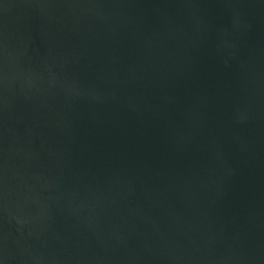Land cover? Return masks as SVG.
<instances>
[{"label":"water","instance_id":"1","mask_svg":"<svg viewBox=\"0 0 264 264\" xmlns=\"http://www.w3.org/2000/svg\"><path fill=\"white\" fill-rule=\"evenodd\" d=\"M0 264H264V0H0Z\"/></svg>","mask_w":264,"mask_h":264}]
</instances>
